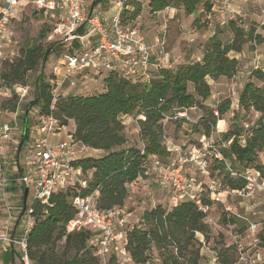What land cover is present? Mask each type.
Returning <instances> with one entry per match:
<instances>
[{"label": "trees", "instance_id": "trees-1", "mask_svg": "<svg viewBox=\"0 0 264 264\" xmlns=\"http://www.w3.org/2000/svg\"><path fill=\"white\" fill-rule=\"evenodd\" d=\"M102 1L95 0V3ZM132 5L131 12L124 11L123 23L124 16L130 20L138 16L141 9L139 4ZM200 5L206 12L211 9L210 4L203 0H149L148 9L155 14L165 8H177L189 16ZM32 14L37 12L32 10ZM230 26L234 33L242 35L233 23ZM254 33L251 30L248 38L257 45H264V35ZM49 35L50 28L44 25L37 39H24L20 47L24 51L22 57L1 61L0 83L5 90H10L9 97L0 104L2 111L15 113L18 97L14 88L27 86L31 75L35 95L29 106H39L42 115L50 113V78H45L42 72L35 74L38 62L46 61L49 52L62 45L47 42L43 48L41 42L47 40ZM74 46L78 45L75 43ZM239 51V46L223 44L214 35L203 45L201 60L174 68L151 70L153 72L149 82L143 83L109 73L103 77V89L99 93L58 96L52 115L62 126L72 122L73 139L100 152V155L79 160L86 187H69L58 191L44 206L33 204V227L27 239V254L33 264H100L91 244V232H69L66 228L76 214L72 205L74 197L87 196L97 191L96 206L100 211L121 209L128 198L127 185L153 172L146 160L156 156L164 161L169 155L165 151L163 136L164 115L191 109L197 99L207 100L210 97L207 78H232L238 63L236 59L229 58L228 54ZM64 54L60 53L61 56ZM250 77L253 81L244 85L238 102L244 111L251 108L259 115L258 119L250 128L248 136H244L243 128L234 122L220 136L225 141L232 140L224 152L232 165L238 163L243 170H258L264 177V165L259 162L260 154L264 153V70H253ZM229 105L228 102L219 104L216 107L217 117L213 111L200 116L192 125V130L201 131L200 136H208L216 123L222 120L221 116L228 111ZM126 116L136 119L143 153L140 147L128 143L123 124ZM217 128L222 129L223 124L217 123ZM26 137L27 128L24 129L23 139ZM221 183L232 189H240L245 184L242 180H231L227 174ZM202 203L208 207L212 204L208 198H204ZM204 219L205 214L191 202L180 203L169 211L157 206L144 212L141 219L144 227L126 226L123 229L126 240L124 250L132 264H147L153 248L160 253L161 264H199L201 244L195 235L201 234L207 241L209 227ZM222 221L236 223L234 218H222ZM15 255L14 249L4 254V263L15 264ZM217 257L219 264H236L238 260L234 246H222L217 250ZM111 258L116 259L114 255ZM112 260L109 264H113Z\"/></svg>", "mask_w": 264, "mask_h": 264}, {"label": "built area", "instance_id": "built-area-1", "mask_svg": "<svg viewBox=\"0 0 264 264\" xmlns=\"http://www.w3.org/2000/svg\"><path fill=\"white\" fill-rule=\"evenodd\" d=\"M130 1L114 0L113 7L104 12L101 11L99 3L92 5L89 0H0V48L12 44L15 36L12 28L13 20L27 8L35 10L48 21L51 27V33L47 38L49 43L67 44L70 48L72 46L74 48L73 52L61 56L53 68V76L48 82L51 97L50 113L42 115L39 111L34 126L36 138L30 145L29 153H22L25 157L24 166L19 167V157L14 160L19 175L13 179L8 178L2 167V160L10 144L16 143L14 136L18 134L19 129L14 123L15 118L9 122L0 121L2 210L0 264H5L3 255L12 249L16 252L15 260L20 264H33L27 254V239L33 227V204L39 203L44 206L58 191L69 187H86V179L78 163L79 160L92 156L90 153L96 151L74 140L72 134L68 132L65 133V139L51 141V138L57 137L67 127L62 126L52 115L58 96L66 91L76 90L77 78L86 72L103 76L115 73L123 78L146 83L150 80L151 70L160 67L172 68L170 64L166 66L162 64L165 57L163 37L157 40L156 45L148 46L143 35L134 26L122 22L124 11L130 10L128 7ZM170 10L172 9L165 8L161 11L163 20L166 19L165 12ZM75 43L77 47L74 46ZM256 69L264 70V60L259 63L256 59L249 75ZM14 89L19 104L27 95L28 86H17ZM213 114L218 116L216 108ZM171 121L190 122L187 110L165 114L162 124ZM23 134L24 132L22 137ZM220 134L213 128L208 136H201L197 146L190 147L182 156L180 149L166 142L165 151L169 154L166 158L167 163L156 156L146 160V164L151 166L155 174L157 186L169 195L170 209L180 203L191 202L205 214L209 207L202 201L204 198H210L212 201L222 203L225 211L231 212V208L224 204L229 196L245 198L256 193L264 196V177L255 169L239 171L234 168L224 154L232 140L225 141ZM140 150L143 153L142 144ZM20 152L22 151H19L18 155ZM263 155L264 153L260 154ZM232 160L235 161L233 156ZM212 164L220 166L219 171L223 170L231 180L244 181V186L240 189H232L223 186L219 181H212L207 190L209 195L203 196L202 184L197 182V172L202 177L209 178ZM187 168H195L189 178L185 176ZM29 181L32 198L27 204L23 201V195ZM13 185L20 186V193L17 196L18 199L20 198L19 207H12L8 202L10 197L6 193V188ZM97 197V191L87 196L74 197L72 205L76 214L68 223L67 230L91 232V244L100 264H109L112 255L130 261L124 250L126 240L123 233L128 222L124 217L119 218L123 212L121 209L100 211L96 206ZM118 226L122 229L117 230ZM257 231L258 224H250L251 235ZM237 250L238 252L243 250L240 244Z\"/></svg>", "mask_w": 264, "mask_h": 264}, {"label": "rangeland", "instance_id": "rangeland-1", "mask_svg": "<svg viewBox=\"0 0 264 264\" xmlns=\"http://www.w3.org/2000/svg\"><path fill=\"white\" fill-rule=\"evenodd\" d=\"M138 1L137 3L141 8L138 16L133 20L124 16V23L134 26L143 35L148 46H154L160 37L164 38L165 57L162 64L165 66L171 64L172 68H174L180 64L201 60L203 45L214 35L223 44H235L239 46V52H230L228 54L229 58L235 59L236 56L238 58L236 59L238 64L235 78L220 77L215 80L207 78V83L210 87V97L205 101L197 99L195 105L187 110V114L190 122H196L200 116L207 115L219 104L228 102L230 104L228 111L221 116L222 120L217 122L223 124V129L219 130L216 123V132H226L234 122L239 128H243L244 136H248L250 128L259 115L251 108L244 111L239 105L238 97L244 85L249 81H253L249 72L252 70L255 60L257 59L259 63L264 60V45H257L248 38L251 30L264 35V0H203L210 4L211 9L209 12H206L202 5H200L194 14L188 16L184 14L182 9L173 8V13L165 14V20L162 19L160 12L155 14L149 12V0ZM113 2L114 0H103L100 2L101 11H109L113 7ZM131 2H135V0H131L130 5H132ZM89 3L92 5L98 4L95 3V0H89ZM129 12L131 11L129 10ZM230 23H233L242 32V35L234 33L231 30ZM44 25L50 28L51 33L48 21L39 13L32 14L31 8H27L18 14L17 19L13 20L12 24L15 35L12 44L0 48V63L4 59L11 60L12 58L22 57L24 51L20 47L24 39H37ZM47 42V40L41 42L43 48L47 45ZM72 47L70 48L69 45L62 44L61 47L50 51L46 61L40 60L38 62L35 74L42 72L45 78H51L53 76V68L61 57L60 53H66L67 50L73 52L74 48ZM103 77V75L86 72L80 78H77L78 88L66 91L64 95H91L99 93L103 89ZM31 78L32 76L30 75L27 82V95L17 105L15 113L11 114L0 109L2 112L0 121L9 122L15 118L14 123L19 129L18 134L14 136L16 143L10 144L2 160V167L9 179L18 177L19 174L16 170L17 168L14 166V160L19 157V167H23L25 157L22 153H29L30 145L36 138L34 126L37 123L40 107L37 105L29 106L34 100L35 95L33 84L30 81ZM9 91L5 90L0 83V104L5 98L9 97ZM26 112L27 116H25ZM174 112L176 111L172 113ZM135 120L133 116L123 118L125 135L129 144L140 147L141 142L138 138V128ZM190 122L171 121L162 125L163 136L165 137L164 143L167 142L168 145L171 146L172 144L180 149L181 156L190 147L197 146L201 138V131L199 133L194 129L192 130L194 123ZM25 128H27V137L23 139L22 133ZM66 132L70 134L73 132L71 122L68 123L65 131L61 132L57 137L51 138V141L57 142V140L65 139ZM18 149L22 151L20 155H18ZM90 154L93 157L100 155V153ZM164 162L167 163V159ZM259 162L264 165V155L259 156ZM233 167L239 171H243L242 165L238 163H235ZM194 170L195 168H187L185 176L189 178ZM209 172V178L202 177L197 172V182L202 184L203 196L205 197L209 195V191L207 192L209 183L212 181L221 182L226 175L223 170L219 171L216 164L210 166ZM26 188L29 191L26 199V203L28 204L32 198L30 181L27 182ZM127 189L128 198L121 208L123 214H120L119 218L124 217L126 222H128L129 228L140 225L144 227L141 221L144 212L157 206L167 211L170 210L169 195L157 186L154 172H150L146 177L128 184ZM219 190L217 189V191ZM6 193H16L18 196L20 186L7 187ZM8 196L10 197L8 198L9 204L12 207H19L20 198L15 199L12 195ZM210 201L212 204L205 213L204 219L209 227L208 239L207 241L204 240V237L198 233L195 235L201 244L199 264H219L217 250L222 248V246H234L237 250L239 244L243 250L241 252L237 250L238 260L236 264H264V196L258 193L245 198L229 196L224 204L231 208V212L225 211L222 203L212 201L211 199ZM1 217L2 212L0 210ZM222 218L226 220L234 218L236 219V223L233 224L230 221L223 223ZM252 223L258 224V231L253 235L249 232L250 224ZM121 229L118 226L117 230ZM159 255L160 253L155 248L151 249L150 261L147 264H161ZM112 261L113 264H132V262L120 256L118 259L116 258ZM15 264L20 263L15 260Z\"/></svg>", "mask_w": 264, "mask_h": 264}, {"label": "crops", "instance_id": "crops-1", "mask_svg": "<svg viewBox=\"0 0 264 264\" xmlns=\"http://www.w3.org/2000/svg\"><path fill=\"white\" fill-rule=\"evenodd\" d=\"M137 2H139L138 0H135V2H131V3H137ZM131 6H132V8H133V5H130V2H129V4H128V7H129V9H130V11H131ZM161 13V12H160ZM170 14V13H173V9L172 10H170V11H167V12H165V14L167 15V14ZM161 15H162V13H161ZM235 59H238L237 58V56H236V58ZM171 65V64H170ZM72 123V122H71ZM72 127H73V123H72ZM223 129V128H222ZM222 131H224V130H222ZM222 133H224V132H222ZM94 153H100V152H98V151H96V152H94ZM14 187L16 186V185H13ZM13 186H11V188L13 187ZM8 195H12V197H14L15 199H17V194L16 193H10V194H8ZM1 210V209H0ZM1 212H2V210H1ZM1 220H2V217L0 218V222H1ZM113 256V255H112ZM111 256V257H112ZM115 256V255H114ZM110 257V258H111ZM117 259H118V257L117 256H115ZM109 258V259H110ZM112 259V258H111ZM111 259L109 260V261H111Z\"/></svg>", "mask_w": 264, "mask_h": 264}, {"label": "water", "instance_id": "water-1", "mask_svg": "<svg viewBox=\"0 0 264 264\" xmlns=\"http://www.w3.org/2000/svg\"><path fill=\"white\" fill-rule=\"evenodd\" d=\"M25 116H27V112H26ZM27 194H28V191H27V189H25V190H24V195H23V201H24V202L26 201Z\"/></svg>", "mask_w": 264, "mask_h": 264}]
</instances>
